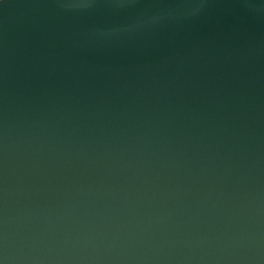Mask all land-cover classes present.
<instances>
[{
  "label": "water",
  "instance_id": "obj_1",
  "mask_svg": "<svg viewBox=\"0 0 264 264\" xmlns=\"http://www.w3.org/2000/svg\"><path fill=\"white\" fill-rule=\"evenodd\" d=\"M0 264H264V0H0Z\"/></svg>",
  "mask_w": 264,
  "mask_h": 264
}]
</instances>
